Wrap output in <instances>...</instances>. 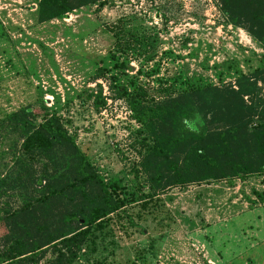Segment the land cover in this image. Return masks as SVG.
Segmentation results:
<instances>
[{
  "label": "rangeland",
  "instance_id": "1",
  "mask_svg": "<svg viewBox=\"0 0 264 264\" xmlns=\"http://www.w3.org/2000/svg\"><path fill=\"white\" fill-rule=\"evenodd\" d=\"M38 2L0 0V257L57 264L63 253L66 263L61 247L11 259L47 226L29 212L43 164L20 155L22 131L6 120L30 109L34 125L59 116L122 202L91 226L69 264H264V177L152 196L140 166L150 130L133 112L196 88L234 89L241 76L258 87L245 101L264 112V38L233 25L213 0H106L44 23ZM122 63L129 69L116 67ZM99 93L106 105L96 111ZM205 117L187 126L198 130ZM58 163L52 155L48 170Z\"/></svg>",
  "mask_w": 264,
  "mask_h": 264
},
{
  "label": "trees",
  "instance_id": "2",
  "mask_svg": "<svg viewBox=\"0 0 264 264\" xmlns=\"http://www.w3.org/2000/svg\"><path fill=\"white\" fill-rule=\"evenodd\" d=\"M105 1L39 0L37 21L48 22ZM213 1L233 25L255 40L264 38V0ZM116 67L129 69L123 63ZM257 90L252 78L241 76L234 89L196 88L175 98L133 107L137 121L150 130L146 139L152 144L140 166L152 196L191 184H232L253 176L264 177V118L258 117L264 112H259L252 101H245ZM94 99L96 111L105 107L100 93ZM203 112L210 118L205 117L198 130L190 129L187 123ZM30 115V109H21L6 120L22 131L20 155L32 164H43L37 204L29 212L47 226L27 247H18L11 259L31 261L48 247H61L67 253L65 264H69L76 259L91 226L101 225L120 211L122 202L77 147L59 116L45 114L34 125L37 116ZM54 154L59 156V163L49 171ZM52 220L60 223L54 230L48 227ZM72 224L76 229L68 230ZM64 257L60 253L57 264H63ZM3 259L0 257V264H7Z\"/></svg>",
  "mask_w": 264,
  "mask_h": 264
}]
</instances>
